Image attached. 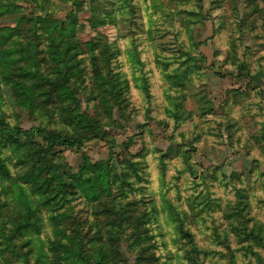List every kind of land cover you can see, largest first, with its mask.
Returning a JSON list of instances; mask_svg holds the SVG:
<instances>
[{
  "label": "rangeland",
  "instance_id": "rangeland-1",
  "mask_svg": "<svg viewBox=\"0 0 264 264\" xmlns=\"http://www.w3.org/2000/svg\"><path fill=\"white\" fill-rule=\"evenodd\" d=\"M0 120V264H264V0H0Z\"/></svg>",
  "mask_w": 264,
  "mask_h": 264
},
{
  "label": "trees",
  "instance_id": "trees-1",
  "mask_svg": "<svg viewBox=\"0 0 264 264\" xmlns=\"http://www.w3.org/2000/svg\"><path fill=\"white\" fill-rule=\"evenodd\" d=\"M7 79V78H6ZM4 79V80H6ZM24 94L26 96V98L24 99V102H27L29 99V91L28 90H23ZM4 127L5 129L1 130V127ZM15 128H10L9 125L7 123H3L0 120V133L5 134V136L0 135V179L1 180H11L12 179V170H18L19 168H21L24 165H32L33 166V171L32 174L28 177V179L25 181V183L22 184H28L29 189H28V193L29 194H33L36 195V191L40 190V185L39 183H44V184H48L45 183L44 181L46 180H42L40 179V169L36 168L37 167V159H33V157H29L28 155H16L15 158L9 159V157L6 156V153L8 151V149L13 148L11 147L14 146L16 150L13 151H18L17 149H19L22 145H27L28 139L26 138V141L23 142V144H20L19 142H17L16 140L13 139V130ZM30 138V137H29ZM50 141H52L53 145H57V146H72L75 143H79L76 140H67L66 138H59L57 136H46V139H48ZM31 139V138H30ZM32 143V145H38L36 142H34L32 139L30 141ZM10 160H12L13 162H9ZM51 178L50 176L47 177V179ZM18 189H19V194L21 196L24 197L25 199V203L27 205V209L28 210H32L31 206V200L29 202V200L26 198L27 195L24 192V189L21 185H18ZM26 209V211H27ZM59 246H61L60 244H58ZM62 247V246H61ZM64 249H67L66 247H63Z\"/></svg>",
  "mask_w": 264,
  "mask_h": 264
}]
</instances>
